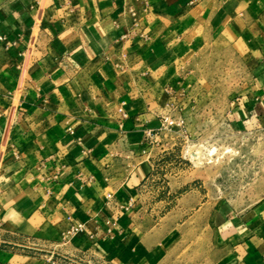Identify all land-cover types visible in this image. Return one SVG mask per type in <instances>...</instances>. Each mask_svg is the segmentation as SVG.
Masks as SVG:
<instances>
[{"label":"crops","instance_id":"obj_1","mask_svg":"<svg viewBox=\"0 0 264 264\" xmlns=\"http://www.w3.org/2000/svg\"><path fill=\"white\" fill-rule=\"evenodd\" d=\"M192 1L0 0V264H264V199L148 212L163 116L264 125V0Z\"/></svg>","mask_w":264,"mask_h":264},{"label":"rangeland","instance_id":"obj_2","mask_svg":"<svg viewBox=\"0 0 264 264\" xmlns=\"http://www.w3.org/2000/svg\"><path fill=\"white\" fill-rule=\"evenodd\" d=\"M218 81L216 78L210 83L216 85ZM227 81V86L233 88L234 82L229 78ZM218 109L188 110L185 115L172 118L174 125L161 126L152 155L156 166L153 176L160 184L156 192L164 205H147L148 212L155 210L162 217L174 213L178 220H185L191 213L203 214L205 200L211 202L206 208L213 217L220 208L233 214L248 211L263 201L264 125L250 119L238 127L229 125ZM177 181L192 184L201 204L189 209L171 203V183ZM220 202L225 205L220 206Z\"/></svg>","mask_w":264,"mask_h":264},{"label":"built area","instance_id":"obj_3","mask_svg":"<svg viewBox=\"0 0 264 264\" xmlns=\"http://www.w3.org/2000/svg\"><path fill=\"white\" fill-rule=\"evenodd\" d=\"M198 0H193L192 3L197 2ZM135 15V13H132ZM0 40L6 42L5 37H0ZM175 121L169 116H163L162 128L166 125H174ZM148 136L152 135L151 131L147 133ZM86 229L85 223L77 222L72 225L67 231L66 236L70 239L81 235ZM48 260L54 264H90L85 262L83 259L75 257L73 255L62 253L56 248H53L49 253Z\"/></svg>","mask_w":264,"mask_h":264}]
</instances>
